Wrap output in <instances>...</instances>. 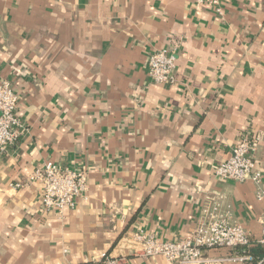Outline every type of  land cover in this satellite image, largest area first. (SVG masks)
<instances>
[{
  "label": "crops",
  "instance_id": "crops-1",
  "mask_svg": "<svg viewBox=\"0 0 264 264\" xmlns=\"http://www.w3.org/2000/svg\"><path fill=\"white\" fill-rule=\"evenodd\" d=\"M220 1L219 16L195 0H0V78L22 126L0 153V264H170L119 241L183 239L208 192L260 239L264 0ZM173 45L175 82L155 85L147 59ZM243 135L259 139V187L213 174ZM47 161L87 172L88 191L61 214L43 210L38 182L10 188ZM234 254L202 249L219 264H239Z\"/></svg>",
  "mask_w": 264,
  "mask_h": 264
},
{
  "label": "built area",
  "instance_id": "built-area-1",
  "mask_svg": "<svg viewBox=\"0 0 264 264\" xmlns=\"http://www.w3.org/2000/svg\"><path fill=\"white\" fill-rule=\"evenodd\" d=\"M197 7H210L216 15H222L220 0H195ZM166 47L154 51L147 59V71L155 85L175 82L177 47ZM22 126L18 118V97L12 83L0 78V153L13 147L21 136ZM258 136L243 135L233 147L230 156L216 165L213 174L218 179L237 183H261V170L255 155ZM31 182L40 184V202L44 211L61 214L72 209L75 199L84 197L88 191L87 172L84 169L70 170L47 161L36 168L28 181L10 184V188L21 189ZM257 199L264 197V191L256 192ZM123 249L142 258L162 257L170 264H219L222 259L202 258L203 248H226L235 252L227 261L239 264H264V215L261 237L253 242L244 227L233 220L232 207L221 194H203V203L194 229L183 239L163 241L156 235L142 230L125 235L119 241ZM260 247L261 254H253L251 248ZM104 257V256H103ZM106 264L115 261L105 257Z\"/></svg>",
  "mask_w": 264,
  "mask_h": 264
},
{
  "label": "trees",
  "instance_id": "trees-1",
  "mask_svg": "<svg viewBox=\"0 0 264 264\" xmlns=\"http://www.w3.org/2000/svg\"><path fill=\"white\" fill-rule=\"evenodd\" d=\"M258 248V247H257ZM249 251L251 252V253H253V254H256L255 252H253V248H251V249H249ZM262 253V252H261ZM261 253H259V254H261ZM105 257L106 256H104V257H102L100 260H98V261H89V262H87V263H85V264H106L105 263Z\"/></svg>",
  "mask_w": 264,
  "mask_h": 264
}]
</instances>
